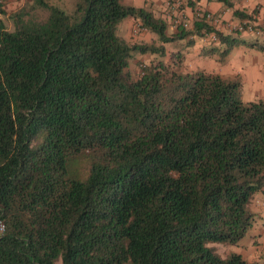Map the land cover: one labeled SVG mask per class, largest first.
Returning <instances> with one entry per match:
<instances>
[{"label":"trees","instance_id":"obj_1","mask_svg":"<svg viewBox=\"0 0 264 264\" xmlns=\"http://www.w3.org/2000/svg\"><path fill=\"white\" fill-rule=\"evenodd\" d=\"M31 1L45 14L0 18V264H247L209 243H236L253 221L264 98L180 69L178 49L127 68L164 42L206 36L223 55L244 40L196 15L167 33L160 14L120 0ZM125 16L159 44L118 35Z\"/></svg>","mask_w":264,"mask_h":264},{"label":"crops","instance_id":"obj_2","mask_svg":"<svg viewBox=\"0 0 264 264\" xmlns=\"http://www.w3.org/2000/svg\"><path fill=\"white\" fill-rule=\"evenodd\" d=\"M0 1L2 2L1 6L5 10L13 5V0ZM126 1L128 2L127 4L134 6H144L154 14H157L155 11L156 7H159L160 10L166 8L169 10L171 4L184 3L182 10L187 20H189L188 22L194 17L197 10L217 14L220 18V24L216 25L217 29L222 32H236L235 36L243 39L244 43L232 45L222 55L219 53L222 44L206 36H194L191 44H182L183 48L180 50L183 54V62L191 63L188 65V70L201 68L204 71L217 73L223 77L239 79L240 98L243 101L264 98V0H227L230 2L229 5L221 0ZM234 9L237 10L236 13L233 12ZM171 12L175 13L173 8ZM161 16L165 18L164 14ZM246 18L252 21L253 30H241L237 32L234 29H230L231 23ZM133 23L138 25V20L132 16H125L120 20L117 31L119 34H123L122 36L127 37L128 33L131 34ZM139 29L140 33L145 30L141 27ZM146 34L152 36V33L149 31ZM247 42L251 43L247 44ZM248 206L253 211L254 217H257L259 221L256 230L255 232H250L251 234H249L245 243L247 245H242L240 248V245L236 244L238 241L229 245L232 247L231 251L239 253L247 264H264V190L256 192L249 200ZM209 244L214 245L222 256L230 249L228 244L219 242H211Z\"/></svg>","mask_w":264,"mask_h":264},{"label":"rangeland","instance_id":"obj_3","mask_svg":"<svg viewBox=\"0 0 264 264\" xmlns=\"http://www.w3.org/2000/svg\"><path fill=\"white\" fill-rule=\"evenodd\" d=\"M51 2H54L56 4H58L59 6H63L65 7L67 10L70 9L73 6L74 0H48ZM121 3L127 4L128 2L126 0H120ZM183 5L184 3H178V4H171L169 10L163 9L160 10L159 7L155 8V11L157 14H164L165 15V20L167 22V28H166V32L170 33V31H173L175 28V24L177 23V21H181L183 19V23H186L185 25L188 26L190 25L191 21L188 22L189 20H187L186 16L183 14ZM3 8V7H2ZM174 9L175 13L171 12V9ZM16 10H28L30 12H32L33 14H35L36 16H42L45 14L44 11L40 10V8H38V6H36L31 0H13V5L12 7L8 8L5 10V12L9 11H16ZM0 18L3 20V22L5 23V25L10 28L11 27V20L10 18L7 16V14H0ZM123 19V18H122ZM121 19V20H122ZM120 25V21L117 24L116 27V33L120 36H122L123 34H119V32L117 31L118 26ZM135 23H133V29L131 31V34L128 33L127 37H124L125 39H127L128 41H140V42H146V43H153V44H159V40L156 36L155 33H152V36H149L148 34H146L147 31H142V33L139 32V28L137 26V24L135 25ZM235 30V29H234ZM237 32L239 30H236ZM232 35H236V32H233ZM139 36V37H138ZM183 43H185L184 39L181 40H175V41H171V42H164L163 43V48H164V53L163 55H159L157 53H148V52H144V53H138L136 52L134 54V56L129 60V64H128V69L131 73V75L135 76L137 72H139V67H140V63H149L151 60L155 61L157 59H162V60H170V58H174V51L176 49L180 50L183 48ZM172 48V49H171ZM180 52L182 53V51L180 50ZM219 59V58H218ZM191 64L190 62H186L184 63L183 61H181L178 65V67L180 69H188V65ZM72 167H73V172H75V174L79 173V169H80V159H74L72 161ZM259 223L257 217L253 218L252 221V225L251 227L248 228L247 232L238 240V242L236 244L240 245V248L242 247V245H247L245 244L249 234H251L252 232H255L257 224ZM251 232V233H250ZM229 245V244H228ZM230 246V245H229ZM231 246L230 249L227 253H229L231 251ZM243 249V248H242ZM241 249V251H242ZM234 250V249H233Z\"/></svg>","mask_w":264,"mask_h":264},{"label":"built area","instance_id":"obj_4","mask_svg":"<svg viewBox=\"0 0 264 264\" xmlns=\"http://www.w3.org/2000/svg\"><path fill=\"white\" fill-rule=\"evenodd\" d=\"M195 15L198 17H204L205 19L209 20L210 23L214 24V25H219L220 24V18L217 14L211 13L209 11L203 12L201 10H197L195 12ZM186 23H184L185 25ZM252 21H247L246 19H241L238 20L237 22L231 23L230 24V29H235V30H253V26H252ZM138 26V25H137ZM210 37L214 39V34L210 33ZM4 228V224L2 222V220L0 219V232L3 230ZM263 232H264V228H263Z\"/></svg>","mask_w":264,"mask_h":264}]
</instances>
